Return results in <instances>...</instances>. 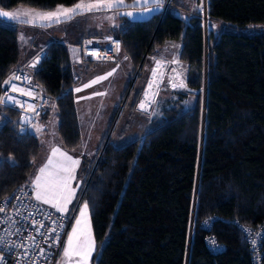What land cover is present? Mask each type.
Instances as JSON below:
<instances>
[{
  "label": "trees",
  "instance_id": "16d2710c",
  "mask_svg": "<svg viewBox=\"0 0 264 264\" xmlns=\"http://www.w3.org/2000/svg\"><path fill=\"white\" fill-rule=\"evenodd\" d=\"M77 1L0 0V9L53 10ZM206 6L207 33L200 12L185 19L176 0L163 14L122 16L110 31L131 74L137 72L122 111L135 109L151 65L145 54L160 55L168 40L180 42L173 58L183 65L186 88L166 92L189 106L167 100L143 138L122 145L111 138L116 121L97 156H84L89 167L79 197L89 205L93 264H252L241 227L264 224V32L216 33L214 26L264 24V0H207ZM21 62L18 29L0 22V92ZM24 65L56 108L62 146L77 149V78L66 45L51 41L35 67ZM0 116L1 201L29 183L42 144L18 110L0 106ZM260 239L264 264V234Z\"/></svg>",
  "mask_w": 264,
  "mask_h": 264
},
{
  "label": "built area",
  "instance_id": "2783aa9c",
  "mask_svg": "<svg viewBox=\"0 0 264 264\" xmlns=\"http://www.w3.org/2000/svg\"><path fill=\"white\" fill-rule=\"evenodd\" d=\"M170 0H161V12L166 10ZM207 0H202V6L200 7V16L203 21L205 32L207 33L206 25L207 19ZM111 37V40L106 39ZM92 41V43H87ZM116 43L120 45V41L113 35L103 36H91L83 37L79 42L80 58L83 61L101 62L107 61L112 63H120V51H115ZM109 49H112L111 51ZM95 52L97 55H92ZM151 59L150 69L142 89V93L139 101L136 103L135 108L141 112H147L154 102L147 104V111H142L139 108L141 100L145 99V91L148 90L149 81L153 80L152 69L156 68V61H161L162 67L158 68V74L155 78L157 84H154L152 89L149 90V101L155 100L156 95L162 86L163 82L171 83H183L184 87L171 88L179 90L186 88V82L184 76L176 68H172V64L177 66L180 62L177 59H167L160 55H148ZM177 61L173 63V61ZM171 69V71H169ZM162 74V77H161ZM177 74L178 77H177ZM13 75L20 76L19 80H12L11 83L15 84L18 88L23 89L25 92L31 91L34 95L27 96L20 92H12L11 85L4 84L0 92V96H4L7 92L9 95L16 97L21 103L13 105L10 102L0 104V106H9L21 113L22 119L26 124L32 120L38 119L44 111L47 105V99L42 93L41 88L33 81V76L25 68V65H19L13 69L5 80L9 79ZM23 77H27L25 80ZM171 79V82L169 80ZM152 93H155L154 97ZM31 105L35 108L34 114L28 110V106ZM7 198V199H5ZM19 198V199H17ZM0 207L5 209L4 212H0V237L4 238L3 242H0V264H56V261L61 253L63 242L71 224L72 217L66 213H59L54 207L46 205L37 201L33 196V188L29 183L16 186L7 196L3 197L0 201ZM63 220L61 221V216ZM48 217V218H46ZM52 220L57 221L58 224L62 223L63 227H57V232L60 234L59 242L56 241V235L49 232V229L56 227L52 224ZM35 221V225L33 224ZM43 223V227H40ZM36 228H40L39 233ZM7 230V231H6ZM244 235L247 237L249 246L252 250L251 262L252 264H262V253L260 252V238L264 234V224L256 228L241 227ZM47 236V241L44 237ZM32 237L35 238V244ZM17 245H23V247H17ZM44 250L43 255H39V249ZM27 252L28 255L24 253Z\"/></svg>",
  "mask_w": 264,
  "mask_h": 264
},
{
  "label": "rangeland",
  "instance_id": "374dc122",
  "mask_svg": "<svg viewBox=\"0 0 264 264\" xmlns=\"http://www.w3.org/2000/svg\"><path fill=\"white\" fill-rule=\"evenodd\" d=\"M178 1V0H177ZM134 0H131L130 2L125 1V3H131L133 4ZM198 6L197 9L198 11H200V7L202 6V0H198ZM149 8L155 9L157 7H154L151 3L148 5ZM18 9H35V10H41V9H37L34 7H30V6H26V5H17L11 9L8 10H4V11H15ZM158 9V8H157ZM131 12L134 13V17H146L149 15L150 12H143L142 11V5H138V7H132ZM136 10V11H135ZM41 11H49V10H41ZM103 15L100 14L99 18H102ZM93 18H95V15H84V16H78L76 19H72L70 21H66V22H61L59 24H51L50 26H32V25H27V24H23V23H19L16 21H12L8 18H0V20H2V23H5L9 26H14L18 29V31L23 35V37H25V39H29V41H34L35 44L40 43L42 41H46L48 39H55L53 37H61L64 34H68V30L71 29H77L78 28V24L81 22H90V20H92ZM252 26V27H250ZM264 24H248L246 26L243 27H237L234 25H231L229 23L226 22H219L215 27V32H223V31H228V32H234V33H244V34H253V33H258V32H264ZM209 26H208V22L206 25V29L208 30ZM23 39L22 42L24 43L26 40ZM161 56V55H160ZM164 57V56H162ZM167 58V57H165ZM168 59V58H167ZM173 60V59H170ZM172 68H176V70L178 69L179 72L183 75L182 72V67L183 65L180 63L178 66L176 64H172L171 65ZM109 68H111L110 66H100V67H96L93 68V70H89L86 71L85 69V73L84 76L81 75V78L79 81L76 82L75 86H74V94H75V99H76V103L79 109L83 107H85L84 105V100H88L89 104L93 107L94 113L97 112V115L94 113L92 114V118H94L96 120V122H94L93 124V128H89L90 124L87 123V130L85 131V129L83 130L84 135H88V141H83L82 142V146L78 147L77 149L74 150H64V147L61 145L60 143V149L63 152H66L68 155L72 156L73 159H77L79 160V165L76 167L75 169V179L71 181V187L75 189V194H74V198L72 199L71 203L68 204L67 208V214H70L72 217V221L70 224V227L68 229V232L66 234L65 237V241L67 240V235L68 233L71 232L73 225L76 222V219L79 217L80 215V208L85 204L84 201H80V197H79V192L81 190V187H83V183L86 177V173H87V169L89 167V162H85V157H87V160L92 161L94 157L97 156L98 152H99V145L98 143H101V140L105 137V135H109L111 133V124L114 125L116 124V121H118V124L116 126V130L114 131L113 129V134L111 136L112 141L114 142V144L117 145H122L124 143H127L129 141H132L134 139H142L144 134L146 133V131L149 129V123L151 118L153 117H158L160 115V109L163 107L164 105V100L170 98L172 95L169 93H166L167 90L173 89L171 88L170 84L167 82H163L162 86L160 87L158 93L161 90V94L158 96V94L156 95V98L154 100L153 105L151 106V108L147 111V113L141 114L139 112H135V111H130L128 108H125L122 111V107H123V103L122 102V98L120 100V103L116 104V106L118 105L114 115H110L111 118L108 121V123H110V126H108V128H106L107 130H104L105 128H103L102 124L104 123L106 117H109L108 112H110L112 110V107L114 106V103L116 102V96L118 94V90H117V86H118V82L120 81V78L115 76L116 79V83L113 81L112 83L109 81V78L107 79H103L101 81H99L98 83L95 84H91L90 87H85V85H88L91 83V81L96 80L97 77H101L104 76V74L102 73V71H107ZM171 71V69L169 70ZM88 73L95 78L90 77V75H88ZM137 74V72H135V74H129L130 76L128 78H126L125 80V87L129 84L128 86V91H129V87L131 85V81L133 80L134 76ZM117 75V74H116ZM114 79V80H115ZM134 84V83H133ZM133 86V85H132ZM77 89H81L80 91H77ZM176 90V89H173ZM127 91V93H128ZM94 93H104L103 95H95ZM158 96V97H157ZM90 97V98H88ZM123 97V95H122ZM127 95L125 94V98L126 99ZM175 104L180 105L181 107H188L189 104V100L188 99H181V100H177L175 101ZM183 105V106H182ZM162 106V107H161ZM46 109V116L44 121H46V123L48 122L47 125V132L48 134L50 133V138H52V136H56L57 134V128H56V122L57 119L55 117L56 114V108L52 103H49L47 105ZM122 112V113H121ZM94 115V116H93ZM98 117V119H96ZM37 121V120H34ZM33 122V121H32ZM24 125H28L25 122H23ZM108 123L106 124L107 127ZM82 124V123H81ZM90 129L91 132L89 131ZM91 133V138L89 136V134ZM38 138L41 141L42 147H41V152L39 153L37 160L34 162L33 165V173H32V177L30 178L29 184L32 186L33 188V196H35V190H34V186L32 185V181L35 179V177L39 174V169L41 167H43L48 160V157L51 155V149L50 145L43 150V137L42 135H40L38 133ZM91 144V146H89L88 144ZM98 145V146H96ZM96 146V147H95ZM57 147V146H55ZM43 151V152H42ZM54 159H58V158H54ZM77 185H79V187H77ZM41 202V201H39ZM43 203V202H42ZM48 205V204H46ZM51 206V205H50ZM88 220L90 222V217H89V211H88ZM90 226H91V222H90ZM92 231V228H91ZM93 236V234H92ZM94 239V238H93ZM63 247H64V243H63ZM63 247H62V251L56 261V264H60L61 262V258L63 255ZM94 256V252L92 253V256L89 260V264H93L92 263V258Z\"/></svg>",
  "mask_w": 264,
  "mask_h": 264
},
{
  "label": "snow or ice",
  "instance_id": "6c2138e0",
  "mask_svg": "<svg viewBox=\"0 0 264 264\" xmlns=\"http://www.w3.org/2000/svg\"><path fill=\"white\" fill-rule=\"evenodd\" d=\"M150 3L154 7L158 8L161 4V0H134L132 5H126L125 0H78V2L72 5L71 7L57 5L54 10L50 11H41L35 9H18L15 11H4L0 9V18H8L12 21L32 26H50L54 23L59 24L63 21L71 20L76 15H84L86 13L97 12L102 10L110 11L119 7H135L136 5H142L143 12H150L152 11V8L148 7ZM118 15L132 17L134 16V13L123 12L118 13ZM107 18L112 19V17ZM0 22L3 21L0 20ZM20 38L21 40H23V35H21ZM106 39L111 40V37H107ZM87 43H92V41H88ZM109 50L111 51L112 49ZM115 51H120V45L118 43H116ZM92 55L95 56L97 54L93 52ZM125 59H128V57L125 56ZM38 61L39 57L36 58V61H34L31 66L35 67ZM176 62L177 61L175 60L173 61V63ZM156 65L157 67L152 69L153 80L149 81L148 90L145 91V99L141 100L139 104V108L142 111H147V104L154 102V100L149 101V90L152 89L154 84H157L155 78L158 74V68L162 67L161 61L157 60ZM118 67L119 65H117V68ZM115 71L116 68H113L111 72L107 73L105 76L97 77L96 80L91 81V83L85 85V87H90L91 84H95L103 79H106L108 76L113 75ZM178 75L179 74H177V77ZM14 79L19 80L21 79V77L13 75L12 77L4 81V84L11 85L12 92H20L23 95L27 96L34 95L31 91L25 92L23 89L18 88L15 84H12L11 81ZM23 79L27 80L28 78L23 77ZM171 79L172 78H169L170 82ZM171 86L173 88L184 87V84L182 82L179 84L171 83ZM80 90L81 89H77V91ZM94 94L103 95L104 93ZM154 95L155 93H152L153 97ZM6 102H10L13 105L21 103L19 100L16 99V97L9 95L7 92L4 96H0V104H5ZM28 110L38 115V113L35 112V108L31 105L28 106ZM37 130L39 131L40 129ZM78 165L79 160L73 159L72 156L68 155L66 152L61 151L59 147H53L51 149V155L48 157L47 163L39 169V174L32 181V185L34 186L35 190V199L37 201L43 202L44 204L51 205L61 214L67 212V206L69 203H71L75 194V189L71 187V181L75 179V169ZM77 187H79V185H77ZM88 209L89 205L87 202L80 208V215L76 219V222L73 225L71 232L68 233L66 242H64L63 255L60 264H89V260L92 256V253L95 251V242L92 236L90 222L87 218ZM4 211L5 209L3 207H0V212ZM62 220L63 215L61 216V221ZM51 222L53 225H56V227L49 229V232L56 235V241H54V243L59 242L60 234L57 232V227L62 228L63 225L62 223L58 224L55 220H52ZM35 223L36 222L33 221L34 225ZM40 227H43V223H41ZM36 231L39 233L40 228H36ZM44 239L47 241V236H45ZM32 240L35 244L34 237H32ZM3 241L4 238L0 237V242ZM17 247H23V245H17ZM24 254L28 255L27 252H25ZM43 254L44 250L42 248L39 249V255Z\"/></svg>",
  "mask_w": 264,
  "mask_h": 264
},
{
  "label": "crops",
  "instance_id": "0c3cea01",
  "mask_svg": "<svg viewBox=\"0 0 264 264\" xmlns=\"http://www.w3.org/2000/svg\"><path fill=\"white\" fill-rule=\"evenodd\" d=\"M176 2L180 6H182V7H176L175 8L176 13L185 19L188 17L189 11L193 12L195 10H198L197 9L198 0H178V1L176 0ZM125 4L126 5H132L131 3H125ZM71 6L72 5L66 6V7H71ZM136 7H138V5H136ZM131 11H133L132 7H119V8H115L113 10H110V11H103L102 10V11H97V12L86 13L84 15H95V18L90 20V22L79 23L77 25L78 28L68 30V34H64L61 37H53L55 39L51 38V39H48L46 41H42V42L37 43V44H35L34 41H32V40L29 41V39L28 40L25 39V37H24V39L26 41L23 43L21 38H20L22 34L18 31V42H19V48H20L21 60H22L20 65L33 64V62L36 61L37 57H39V60H40L44 46L51 41H59V42H62L63 44H65L67 49H68L69 58L71 60L72 65H74V70H75V75H76L77 81L80 80L81 75L84 76L85 69H86V71H89V70L91 71V70H93V68H96V67L110 66L111 68H109L107 71H102V73L105 76L107 73L111 72L113 68H116L115 73L111 76H108L109 81L111 83L113 81L116 83L117 77L120 78V81L118 82L119 84L117 86L118 94L116 96V102L114 103L112 110L110 112H108L109 117H106L104 123L102 124L103 128H105L104 130H107L106 128H108V126H110V123H108V121L111 118L110 115H114V113L118 107V105L116 106V104L120 103L121 98H122V102L124 101V98H125L124 93H125V89H126V87H125V81L126 80L125 79L128 78L130 76L129 74L132 73V68H131L128 60L125 59V57L122 56L121 54H120V63H112V62H107V61H101V62H97V63H84V62H82V60L80 58L79 42H80L81 38L86 37V36L111 35L110 31L113 28H116L118 26L119 18L122 16L127 17L129 19H144V18H147V17H149L155 13H159L161 11V6H159L158 9L157 8L153 9L152 11H150L148 16L142 17V18L141 17H139V18L134 17L137 15H134L132 17L124 16V15H118V13L131 12ZM100 14L103 15L102 18H99ZM84 15H76L72 19H76L78 16H84ZM107 17H112V19H108ZM67 21H70V20H67ZM63 22H66V21H63ZM179 48H180V42L179 41L168 40L164 43L163 47L161 49H159L160 50L159 54L161 56L167 57L168 59H174L173 57H177V52H178ZM117 65H119L118 68H117ZM88 75H90V74L88 73ZM91 75H90L91 79L95 78V77H92ZM115 76H116V79H115ZM161 93L162 92L160 90V92L157 93L158 96ZM169 94H171L172 96L168 99H165L164 104H166V103L170 104L173 100L176 101L177 98H176L175 94H173V93H169ZM122 95H123V97H122ZM74 98H75V94H74ZM167 100H171L170 103H169V101L166 102ZM75 105H76V110H77L79 128H80L81 136H82V142L88 141V135L85 136L83 133V130L84 129H85V131L87 130V123L90 124L89 128H93V124H94V122H96V120L94 118H92L91 116L95 110H93V107L89 104L88 100H87V102H86V100H84L85 107L82 106L81 109L78 108L77 103H76V99H75ZM188 106H189V104H188ZM133 111L139 112V113L144 114V115H145V113H147V112L138 111L136 108ZM95 114L97 115V112H95L94 115ZM45 116H46V111L44 110L42 115L38 119H35L37 121L32 120L33 122L31 121L26 127L29 131L33 132L37 137H38V133L40 135H42V137H43V150L46 149L49 145H50V148H53L55 146L60 147L61 142H60L58 135H56V136L54 135V136H52V138H50V133L48 134V132H47L48 122L46 123V121H44ZM96 119H98V117ZM2 122H3V119L0 116V125L2 124ZM107 123H108L107 127H104V126H106ZM55 125L57 128V122ZM82 126L84 129L82 128ZM37 129H40V130L38 131ZM91 130L92 129H90L89 131L91 132ZM89 136L91 138V133L89 134ZM99 144H100V142L98 143V145ZM88 145L91 146L90 142ZM98 145H96V146H98ZM80 146H82V145H80ZM64 150H66V149L64 148ZM34 198H35V196H34Z\"/></svg>",
  "mask_w": 264,
  "mask_h": 264
},
{
  "label": "bare ground",
  "instance_id": "6f19581e",
  "mask_svg": "<svg viewBox=\"0 0 264 264\" xmlns=\"http://www.w3.org/2000/svg\"><path fill=\"white\" fill-rule=\"evenodd\" d=\"M168 4H169V3H168ZM160 6H161V5H160ZM166 8H167V7H166ZM164 12H165V11H164ZM164 12H163V13H164ZM163 13H162V14H163ZM153 55H154V54H153ZM134 78H136V76H134ZM134 78H133V79H134ZM134 81H135V80H134ZM131 84H132V81H131ZM131 87H132V86H131ZM131 87L129 88V90L131 89ZM141 93H142V91H141ZM126 95H127V93H126ZM140 96H141V94H140ZM140 96H139V98H138L137 102L139 101V99H140ZM137 102H136V103H137Z\"/></svg>",
  "mask_w": 264,
  "mask_h": 264
},
{
  "label": "water",
  "instance_id": "95a60500",
  "mask_svg": "<svg viewBox=\"0 0 264 264\" xmlns=\"http://www.w3.org/2000/svg\"><path fill=\"white\" fill-rule=\"evenodd\" d=\"M135 76H136V75H135ZM134 80H135V78L132 80V84L130 85V87L133 85V83H134ZM130 87H129V88H130ZM124 101H125V99H124Z\"/></svg>",
  "mask_w": 264,
  "mask_h": 264
}]
</instances>
